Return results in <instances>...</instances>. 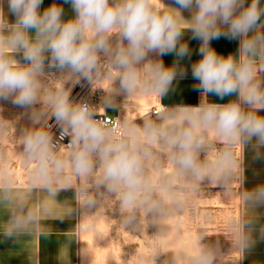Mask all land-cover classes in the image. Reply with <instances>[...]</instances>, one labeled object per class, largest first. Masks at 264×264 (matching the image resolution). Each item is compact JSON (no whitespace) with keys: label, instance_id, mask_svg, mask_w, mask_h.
<instances>
[{"label":"clouds","instance_id":"1","mask_svg":"<svg viewBox=\"0 0 264 264\" xmlns=\"http://www.w3.org/2000/svg\"><path fill=\"white\" fill-rule=\"evenodd\" d=\"M3 3L0 100L28 110L31 127L22 128L17 137L14 122L0 116V140L10 137L26 170V179L18 184L0 153V207L8 214L0 223V236L19 240L49 234L37 205L47 206L51 197L68 209L56 219L70 217L75 209L56 197L61 190L74 189L83 230L89 227L83 223L87 217L106 216L118 205L119 226L130 229L129 234H147L151 225L157 228L151 237L164 238L167 221L183 216L189 193L203 195L205 180L222 184L229 195L232 184L242 179L244 151L253 140L259 157L264 148V116L259 115L264 111L261 0H174L176 6L163 0H65L73 10L67 20L55 2L41 10L43 0H7L14 23H9ZM183 10L190 11V19ZM187 31L202 41V59L192 65L202 90L198 106L162 105L159 112L142 117V124L127 115L96 118L120 94L128 102L149 94L161 100L177 76L185 74L179 60L190 54L182 42ZM221 36L239 38L238 55L225 57L210 46ZM150 53H174L177 59L166 67L161 59L149 58ZM82 79L105 91L102 106L70 99L71 86ZM210 93L237 98L213 103ZM52 117L62 129L59 139L70 137L67 145L54 142L48 123ZM239 196L240 214L229 219L225 235L231 255H223L218 241L205 243L210 235L200 229L175 250L154 245L141 259L156 264L158 256L168 253L172 255L163 264H224L233 253L242 259L255 243L264 185ZM259 232L264 239V226Z\"/></svg>","mask_w":264,"mask_h":264},{"label":"rangeland","instance_id":"2","mask_svg":"<svg viewBox=\"0 0 264 264\" xmlns=\"http://www.w3.org/2000/svg\"><path fill=\"white\" fill-rule=\"evenodd\" d=\"M155 56L156 53L149 54L151 59H155ZM45 71L59 75V72L54 68L49 69L46 67ZM71 87L70 99L74 102L89 89H91V92L94 90L91 84L83 79ZM120 97L123 98V101L119 104L124 107L122 111L126 112L132 120H136L138 124L143 123L142 117L150 113V105L155 103V100L144 102L148 100L149 95L134 97L130 102L126 101L123 94H120ZM36 107H39V105ZM0 109H3L0 116L14 122L17 137L26 125L31 127V122L28 123L29 116L26 115L27 110L14 105L11 100H0ZM107 113L114 116L117 114V110L111 108L107 110ZM52 121H55V117H52L51 123ZM221 146L217 144L218 148ZM0 149V153L7 157L5 162L13 168L18 184L22 183L26 179V170L22 161L15 156V144L10 137L0 140ZM202 190L203 195L198 197H193L191 193L188 194V207L182 217L170 218L167 221L169 232L164 238H152L151 236L156 234L157 228L151 225L147 228V234H129L130 229L124 230L123 227L119 226L120 213L118 205H114L111 211L105 213L108 218L104 215L87 217L83 223L88 224L89 227L87 230H83L80 224L83 210L78 206L80 253L81 249L85 248L90 256L85 264H148L141 257H146L151 253L154 245H159L164 250H175L200 229L205 230L210 235L205 237V243L215 245L218 241L223 255H231L232 244L225 235L228 233L229 219L240 214L239 193L241 192V180L232 184L228 196L222 184L213 186L207 180L204 181ZM171 255L172 253H168L167 257L164 255L158 256L156 264H163ZM238 257V253H233L232 256L226 258L229 261H225L224 264H233L231 260L238 259ZM80 264L83 263L80 262ZM178 264H181V262L178 261ZM235 264H240V259L236 260Z\"/></svg>","mask_w":264,"mask_h":264},{"label":"crops","instance_id":"3","mask_svg":"<svg viewBox=\"0 0 264 264\" xmlns=\"http://www.w3.org/2000/svg\"><path fill=\"white\" fill-rule=\"evenodd\" d=\"M57 3L64 8V19L67 20L73 16V10L70 3L65 0H43L41 10L47 8L52 3ZM166 5L176 6L174 0H163ZM251 0H246V4H250ZM264 5V0H261ZM4 12L9 23L15 22V16L9 13L7 0L3 3ZM182 15L185 19H190L191 13L183 10ZM264 23V17L261 18ZM182 42H186L189 46L190 54L179 60L180 66L185 70L184 76H177L169 92L159 99L155 94H149L148 100L144 102L155 103L150 105L161 110L162 105L165 107H175L177 105L198 106L202 101V90L198 89V81L193 77L192 65L202 59L199 52L201 40L193 38L192 33L187 31L182 37ZM210 46L216 50L218 54L227 57L229 54L238 55L239 38L231 39L221 36L210 41ZM17 59L24 62L22 55L18 54ZM155 59H161L166 67L176 62L174 53H168L163 56L156 54ZM47 64V61H46ZM264 73H261L264 79ZM236 95L219 97L214 93L208 95V101L213 103H227L236 99ZM123 101L120 95L115 97L114 109L120 115L122 108L119 104ZM259 115L264 116V111ZM255 143L253 140L252 144ZM252 144L247 145L243 156V173L241 179V192L251 191L258 186L264 185V148L260 149V155L257 157ZM47 206L37 205L41 211L40 220L50 232L47 235H39L32 237L5 238L0 236V264H80V241L78 236V205L75 203L74 189L61 190L56 197L60 204L68 202L74 209V213L70 217L56 219L57 214H63L68 211L60 205H57L51 197L46 198ZM240 198V211H241ZM258 219L254 232L255 243L244 253L240 264H264V239L261 238L259 229L264 226V206L257 208ZM8 219V214L4 208L0 207V223Z\"/></svg>","mask_w":264,"mask_h":264},{"label":"built area","instance_id":"4","mask_svg":"<svg viewBox=\"0 0 264 264\" xmlns=\"http://www.w3.org/2000/svg\"><path fill=\"white\" fill-rule=\"evenodd\" d=\"M105 95H106L105 91L101 88L94 89L93 92H91V89H89L81 97H79L78 100H76L75 102L85 101L87 103L92 104L93 106H102L103 102H104ZM111 108H114V107L105 108V115H103V116L98 115L96 118L97 119H117V118L122 119L121 116L119 115V113H117L114 116L109 115L107 113V110L111 109ZM159 111L160 110L156 107L151 109V113L159 112ZM154 116H155V114H153V117ZM50 130L53 134L54 142L59 141V143H61L63 145H67L70 142V137H64L63 140L59 139L62 129L56 123V120L54 122L52 121V123L50 125Z\"/></svg>","mask_w":264,"mask_h":264},{"label":"bare ground","instance_id":"5","mask_svg":"<svg viewBox=\"0 0 264 264\" xmlns=\"http://www.w3.org/2000/svg\"><path fill=\"white\" fill-rule=\"evenodd\" d=\"M149 108V107H148ZM28 111V110H27ZM26 111V112H27ZM25 113V112H24ZM25 115V114H24ZM127 114H126V112H123L122 110L120 111V116H121V118L123 119L125 116H126ZM28 119V118H27ZM51 120H52V118L48 121V123H49V125H51ZM31 121L29 120V122L28 123H30ZM26 124V123H25ZM25 127H27V125L25 126ZM1 150V149H0ZM1 152V151H0ZM7 153V152H6ZM8 154H9V152H8ZM11 155V154H10ZM10 160V159H9ZM7 163V162H6ZM238 189V188H237ZM237 191V190H236ZM84 247V246H83ZM87 252V250L85 249V248H83V249H81V263H83V264H85L87 261H88V259H89V254H86L85 253V251Z\"/></svg>","mask_w":264,"mask_h":264}]
</instances>
